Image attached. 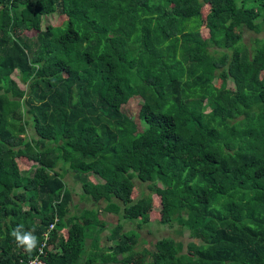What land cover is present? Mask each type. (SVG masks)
<instances>
[{"label": "trees", "instance_id": "trees-1", "mask_svg": "<svg viewBox=\"0 0 264 264\" xmlns=\"http://www.w3.org/2000/svg\"><path fill=\"white\" fill-rule=\"evenodd\" d=\"M263 25L264 0H0V264H264ZM64 173L91 202L67 218ZM102 213L191 241L100 246Z\"/></svg>", "mask_w": 264, "mask_h": 264}, {"label": "rangeland", "instance_id": "rangeland-1", "mask_svg": "<svg viewBox=\"0 0 264 264\" xmlns=\"http://www.w3.org/2000/svg\"><path fill=\"white\" fill-rule=\"evenodd\" d=\"M207 5H203L201 9V14L204 15L207 11ZM64 18L62 16L58 15H51L47 18L46 23H48L51 26H57L59 25ZM263 30H261L257 34H253L252 32L245 31L243 30L241 33V42L249 47L251 45V41L254 38L264 40V25L262 26ZM200 35L202 37L206 36V30L204 26L200 27ZM28 37L34 36V33H25ZM11 79L18 85V88L20 90L26 91V84H22L19 82V80L12 75ZM227 86L231 87V83L227 82ZM139 107V102L136 100L133 101H128L127 104H125L122 109L126 111L128 114H136V111ZM135 122L137 120L135 119ZM29 136L33 135L32 133V126L29 124V126L26 127V132ZM24 164H22V168L26 169L28 168L31 163H26L23 161ZM64 182L70 191V196H71V202L69 205V211L66 216L67 217H72L76 216L79 209L83 208H89L91 206V202L87 199L86 197L82 195V192L80 190L79 184L77 182L73 181L72 175H68V173L63 174ZM93 178V177H92ZM94 181H96V178H94ZM135 187L137 188L138 193L141 191H145V184L139 185L137 183H134ZM161 187V185H160ZM136 191L134 190V194ZM154 199L153 205L155 208L153 209V212L155 210L159 209V205L157 204V200L155 196H152ZM102 220L104 221L105 227L101 232L93 233L92 237L97 238L99 240L100 246H103L104 244H107L106 236L110 234L111 228H113L115 225L119 224L122 228L123 231H130L131 233H134L138 236L137 238V245L135 246V251L141 250L142 248H146L153 244L156 240L160 239L161 237H167L169 236L170 238H173L177 241H180L183 245H185L188 241H191V239L188 237V233L186 231H181V233H176V230H178V227L175 223H172L171 227L170 226H160L159 224L154 223L155 219H152L154 222L148 224V225H143L142 227H138L140 224L139 221H136L135 223L125 221L121 219L119 216H113V215H108L106 213H102ZM154 216V214L151 212V218ZM49 226V230H53V226ZM89 241L85 240V245L86 247L88 246ZM46 246V244H45ZM45 254V253H44ZM42 255V254H41Z\"/></svg>", "mask_w": 264, "mask_h": 264}, {"label": "clouds", "instance_id": "clouds-1", "mask_svg": "<svg viewBox=\"0 0 264 264\" xmlns=\"http://www.w3.org/2000/svg\"><path fill=\"white\" fill-rule=\"evenodd\" d=\"M12 235L15 236L17 242L23 246L28 253H31L35 249L37 239L32 233L29 232L21 235L19 231H14Z\"/></svg>", "mask_w": 264, "mask_h": 264}, {"label": "built area", "instance_id": "built-area-1", "mask_svg": "<svg viewBox=\"0 0 264 264\" xmlns=\"http://www.w3.org/2000/svg\"><path fill=\"white\" fill-rule=\"evenodd\" d=\"M49 226H52V225H49ZM48 231H50L49 228H48ZM43 237H44V240H46L47 239V234L44 233ZM42 246H44V243L42 244ZM39 249H40L39 250V254L41 255L42 254V247H40ZM27 264H46V263L43 262L42 260H40L39 258H33L32 260H29L27 262Z\"/></svg>", "mask_w": 264, "mask_h": 264}]
</instances>
